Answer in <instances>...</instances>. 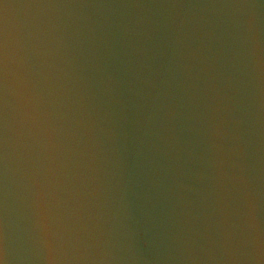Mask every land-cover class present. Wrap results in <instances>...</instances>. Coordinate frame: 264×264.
I'll list each match as a JSON object with an SVG mask.
<instances>
[{"label": "water", "instance_id": "95a60500", "mask_svg": "<svg viewBox=\"0 0 264 264\" xmlns=\"http://www.w3.org/2000/svg\"><path fill=\"white\" fill-rule=\"evenodd\" d=\"M0 264H264V0H0Z\"/></svg>", "mask_w": 264, "mask_h": 264}]
</instances>
